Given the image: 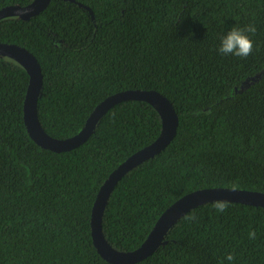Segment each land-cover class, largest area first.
I'll use <instances>...</instances> for the list:
<instances>
[{"label":"trees","instance_id":"trees-1","mask_svg":"<svg viewBox=\"0 0 264 264\" xmlns=\"http://www.w3.org/2000/svg\"><path fill=\"white\" fill-rule=\"evenodd\" d=\"M74 1L0 20V42L25 48L41 67L44 131L72 138L101 102L128 90L158 92L179 118L172 143L115 186L102 222L108 244L137 250L161 215L195 191L264 193V0ZM32 2L0 0V10ZM249 24L257 29L252 55H221V37ZM28 85L27 71L0 56V264H110L93 244L96 198L158 138L161 117L146 102L119 103L83 145L56 153L28 134ZM137 264H264V208L199 206Z\"/></svg>","mask_w":264,"mask_h":264},{"label":"water","instance_id":"water-1","mask_svg":"<svg viewBox=\"0 0 264 264\" xmlns=\"http://www.w3.org/2000/svg\"><path fill=\"white\" fill-rule=\"evenodd\" d=\"M52 0H33L27 6H10L0 10V20L19 17L29 20L46 10ZM75 2L74 0H65ZM79 6L83 7L82 4ZM90 13L88 7H84ZM0 56L14 60L29 75V85L24 101L23 118L32 140L41 148L56 153L69 152L83 145L93 134L100 119L114 106L126 101H142L159 113L162 129L158 138L129 157L106 180L96 198L91 218L92 239L97 252L110 264H137L151 256L162 244L169 230L188 212L216 200H227L253 207L264 208V193L236 189H204L187 194L172 204L159 218L146 241L135 251L120 252L111 247L103 234V216L117 183L131 170L163 152L175 139L179 118L171 102L153 90H128L117 93L101 102L91 113L84 128L72 138L59 140L50 137L38 118V100L42 94L43 76L37 59L25 48L0 42Z\"/></svg>","mask_w":264,"mask_h":264},{"label":"clouds","instance_id":"clouds-1","mask_svg":"<svg viewBox=\"0 0 264 264\" xmlns=\"http://www.w3.org/2000/svg\"><path fill=\"white\" fill-rule=\"evenodd\" d=\"M257 29L253 24H249L243 28L233 27L231 31L227 32L221 37L220 47L218 49L219 53L224 56H236L240 58H247L252 55L255 48V43L251 38L255 35ZM230 206V202L227 200H216L213 202V208L217 213H225ZM186 219L194 220L195 216L185 217ZM256 238L255 230L249 232V239L254 240ZM226 259L232 261L234 256L228 254Z\"/></svg>","mask_w":264,"mask_h":264}]
</instances>
